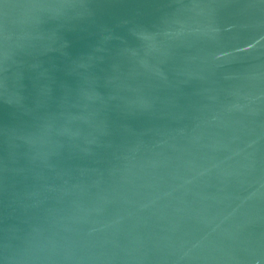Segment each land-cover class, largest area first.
Wrapping results in <instances>:
<instances>
[{
  "label": "water",
  "instance_id": "95a60500",
  "mask_svg": "<svg viewBox=\"0 0 264 264\" xmlns=\"http://www.w3.org/2000/svg\"><path fill=\"white\" fill-rule=\"evenodd\" d=\"M0 264H264V0H0Z\"/></svg>",
  "mask_w": 264,
  "mask_h": 264
}]
</instances>
